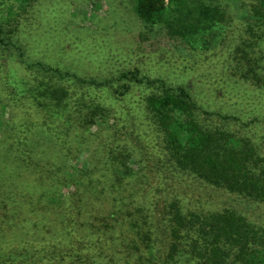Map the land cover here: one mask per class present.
Here are the masks:
<instances>
[{"label":"trees","instance_id":"1","mask_svg":"<svg viewBox=\"0 0 264 264\" xmlns=\"http://www.w3.org/2000/svg\"><path fill=\"white\" fill-rule=\"evenodd\" d=\"M255 2L252 27L263 29L264 0ZM130 4L146 35L165 45L173 38L186 46L207 45L214 39L209 38L214 25L229 21L232 27L234 21L220 4L207 0H130ZM48 13L47 17L54 11ZM241 23H235L231 37ZM92 54L96 53L90 50ZM254 62L245 72L251 76L240 71L243 82L253 87L229 82L239 98L235 112L241 117L264 113V61ZM228 70L223 63V73ZM90 82L79 85L94 87ZM75 88L67 93L74 103L73 95H84L83 87ZM53 91L52 103L60 105L66 92ZM128 92L126 98L134 104L136 98ZM141 102L143 106L135 110L147 111V124L139 133L144 146L161 148L164 141L175 167L189 169L195 179L209 185L264 202V155L249 135L202 129L183 88L147 93ZM50 114L33 116L42 124L38 133L32 135L10 122L1 137L0 264H264V226L233 210H184L172 195L157 214L152 190L137 189L133 170L106 161L108 157L105 162L110 166H101L102 159L77 173L68 156L84 145L82 133L64 118L52 120ZM66 119L73 121V113ZM112 130L99 133L108 148L106 155L118 157L128 147L110 141ZM159 234L162 238H157Z\"/></svg>","mask_w":264,"mask_h":264},{"label":"rangeland","instance_id":"2","mask_svg":"<svg viewBox=\"0 0 264 264\" xmlns=\"http://www.w3.org/2000/svg\"><path fill=\"white\" fill-rule=\"evenodd\" d=\"M207 2L225 8L233 25L230 27L229 21L214 25L212 33L209 30V38L214 39L207 45L191 47L179 38L170 39L168 46L147 36L130 0H0V143L10 122L33 135L42 125L33 116L41 119L51 113L52 120L64 118L82 133L84 145L68 156L69 165L76 166L77 173L103 159L101 166L112 162L133 170L138 178L136 188L152 190L157 214L175 195L184 210H233L249 222L264 226V202L195 179L189 169L174 166V156L166 152L164 141H159L161 148L158 144L144 146L139 136L148 116L146 110L135 108L143 106L145 94L183 88L195 111L194 121L202 129L249 135L264 155V113L254 118V113L245 112L247 115L241 117L235 112L237 104L241 105L237 103L239 98L229 88L232 81L245 84L240 71L251 70L255 59L264 61V28L252 27L251 22L256 17L251 12L256 2ZM47 10L54 11L53 15L47 17ZM239 21L242 23L231 37L230 31ZM258 33L262 34L260 39ZM90 50L96 54L89 56ZM223 63L228 65L227 73L222 71ZM82 81L95 86H80ZM246 83L248 88L253 87ZM74 87H83L84 92L73 95L76 103L67 97ZM54 89L66 92L57 106L52 103ZM127 92H133L134 104L126 98ZM106 104L112 108L106 109ZM28 111L34 115L31 117ZM72 113L73 121H68ZM110 129L111 134L115 132L110 141L128 147L118 157L107 156L108 148L101 141L99 132Z\"/></svg>","mask_w":264,"mask_h":264}]
</instances>
